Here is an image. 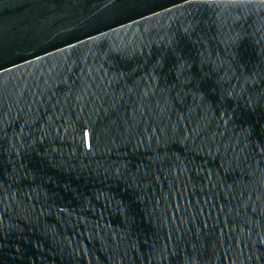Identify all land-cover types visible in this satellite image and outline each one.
I'll use <instances>...</instances> for the list:
<instances>
[{
	"label": "water",
	"instance_id": "95a60500",
	"mask_svg": "<svg viewBox=\"0 0 264 264\" xmlns=\"http://www.w3.org/2000/svg\"><path fill=\"white\" fill-rule=\"evenodd\" d=\"M0 264H264V8L0 0Z\"/></svg>",
	"mask_w": 264,
	"mask_h": 264
},
{
	"label": "clouds",
	"instance_id": "9594fccd",
	"mask_svg": "<svg viewBox=\"0 0 264 264\" xmlns=\"http://www.w3.org/2000/svg\"><path fill=\"white\" fill-rule=\"evenodd\" d=\"M225 7L264 8V0H213Z\"/></svg>",
	"mask_w": 264,
	"mask_h": 264
}]
</instances>
